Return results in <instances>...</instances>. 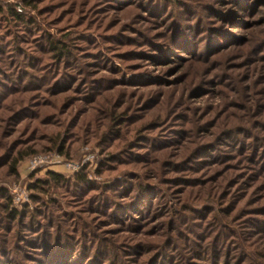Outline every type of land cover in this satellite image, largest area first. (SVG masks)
Masks as SVG:
<instances>
[{"label": "rangeland", "instance_id": "374dc122", "mask_svg": "<svg viewBox=\"0 0 264 264\" xmlns=\"http://www.w3.org/2000/svg\"><path fill=\"white\" fill-rule=\"evenodd\" d=\"M0 264H264V0H0Z\"/></svg>", "mask_w": 264, "mask_h": 264}, {"label": "trees", "instance_id": "16d2710c", "mask_svg": "<svg viewBox=\"0 0 264 264\" xmlns=\"http://www.w3.org/2000/svg\"><path fill=\"white\" fill-rule=\"evenodd\" d=\"M58 46H55L54 48H57Z\"/></svg>", "mask_w": 264, "mask_h": 264}]
</instances>
